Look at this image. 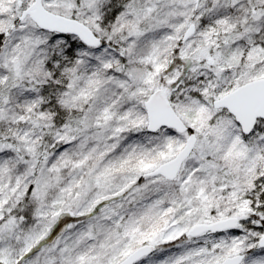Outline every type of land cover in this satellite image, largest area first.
Listing matches in <instances>:
<instances>
[{
	"label": "snow or ice",
	"instance_id": "obj_1",
	"mask_svg": "<svg viewBox=\"0 0 264 264\" xmlns=\"http://www.w3.org/2000/svg\"><path fill=\"white\" fill-rule=\"evenodd\" d=\"M0 264H264V0H0Z\"/></svg>",
	"mask_w": 264,
	"mask_h": 264
}]
</instances>
